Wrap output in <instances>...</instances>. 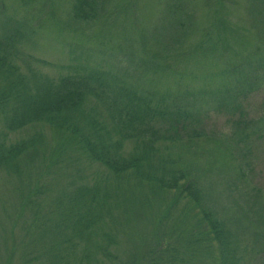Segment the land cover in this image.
<instances>
[{"label": "rangeland", "instance_id": "374dc122", "mask_svg": "<svg viewBox=\"0 0 264 264\" xmlns=\"http://www.w3.org/2000/svg\"><path fill=\"white\" fill-rule=\"evenodd\" d=\"M94 1L97 15L82 21L72 15L74 0H0V38L17 30L15 60L24 74L57 81L75 66H87L116 74L140 94L151 92L153 103L174 116L179 110L177 139L156 145L178 158L189 181L203 188L206 205L232 235L235 264H264V0ZM177 5L183 13L167 18V9ZM3 126L0 120V130L12 141L29 137L36 127L9 132ZM42 129L47 156L55 139ZM134 145L124 141L123 152ZM71 156L56 166L39 156L21 165L20 174L0 169V264H69L73 258L77 262L71 264H85L78 260L82 246L68 255L61 244L54 253L63 233L51 237L46 231L59 222L56 197L80 184L99 187L111 201L116 191L127 198L120 199L124 208L113 210L129 218L113 232L114 255H97L96 264L129 263L130 251L149 246L140 240L144 231H138L150 235L154 215L166 209L174 193L157 201L149 191L147 207L138 200L140 189L132 186L130 172L117 176L100 162ZM28 182L41 183L36 212L20 209L19 184ZM38 218L43 231L31 225ZM196 254L184 264H216Z\"/></svg>", "mask_w": 264, "mask_h": 264}, {"label": "trees", "instance_id": "16d2710c", "mask_svg": "<svg viewBox=\"0 0 264 264\" xmlns=\"http://www.w3.org/2000/svg\"><path fill=\"white\" fill-rule=\"evenodd\" d=\"M175 8L167 9V18L183 13L178 5ZM72 15L75 20L94 19L95 1L74 0ZM16 33L17 30L0 38V120L9 132L30 125L36 127L29 137L14 141L8 140V133L0 130V169L20 174L21 165L39 156L40 162L44 163L48 156L47 165L56 166L76 153L102 163L117 176L130 172L136 181L132 186L140 189L138 200H143L147 207L149 191L158 196L157 201L169 192L174 194L169 200L167 196L164 198L168 200L166 209L157 217L154 215L151 236L149 230L138 231H144L139 237L142 242H149V246L130 251V261L125 264H184L196 253L214 258L216 264H235L236 247L229 237L232 235L206 205L203 188L196 181H189L178 158L163 153L160 145H156L177 139L180 111L174 116L173 112L153 103L151 92L140 94L116 74L87 66H75L73 73L57 81L33 71L24 74L15 60L20 50ZM161 121L168 123V127L162 128ZM44 127L50 130L51 139H55V146L47 156ZM126 140L135 142L127 154L123 152ZM35 183L19 184L20 209L38 206L42 188L41 183ZM100 191L97 186L80 184L75 192L63 191L56 197L59 222L55 228H46L51 237L63 233L62 241L55 244L57 249L51 248L54 253L63 249L61 244L67 245L64 250L68 255L82 246L78 260L85 264L100 262L97 255L107 258L114 255L110 246L116 243L117 237L113 232L129 223V218L127 213L123 212L122 218L113 214V210L124 208L121 200L127 198H123V190L116 191L111 201L107 198L109 193ZM181 202L184 205L176 211ZM171 211L177 213L173 215ZM38 222L39 218L31 225L41 230L42 224L37 226ZM76 260H69V264ZM55 264H67V261Z\"/></svg>", "mask_w": 264, "mask_h": 264}]
</instances>
